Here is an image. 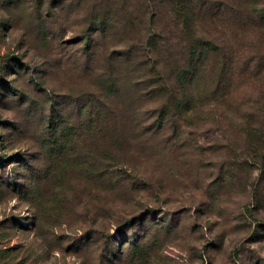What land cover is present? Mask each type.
Returning <instances> with one entry per match:
<instances>
[{
  "label": "rangeland",
  "instance_id": "374dc122",
  "mask_svg": "<svg viewBox=\"0 0 264 264\" xmlns=\"http://www.w3.org/2000/svg\"><path fill=\"white\" fill-rule=\"evenodd\" d=\"M6 7L0 56L20 61L0 83V264H264V143L249 145L230 121L250 111L264 127L261 74L257 80L249 69L248 79L243 71L233 87H221L227 91L206 76L192 109L162 127L164 92L152 99L148 69L124 64L120 91L109 90L111 126L94 125L85 139L89 97L105 100L98 77L106 59L138 46L142 56L133 62L149 64L150 31L166 77L188 59L170 7L145 16L137 36L132 8L150 11L147 0H11ZM104 17L110 27L96 31ZM239 44L246 67L264 66V36ZM217 90L221 101L211 96ZM51 113L59 121L52 129Z\"/></svg>",
  "mask_w": 264,
  "mask_h": 264
},
{
  "label": "trees",
  "instance_id": "16d2710c",
  "mask_svg": "<svg viewBox=\"0 0 264 264\" xmlns=\"http://www.w3.org/2000/svg\"><path fill=\"white\" fill-rule=\"evenodd\" d=\"M129 1L131 2L132 0ZM6 3H11V0H0V7L3 5L6 7ZM133 5L135 6V4ZM165 6L170 7V12L176 19V28L183 32V35L188 39V59L183 63H176L173 69L170 68V75L166 77V66L162 63L163 58H160L158 55V50H161V46L157 40L155 31H152L153 34L150 31L147 36L149 46L155 49V53L152 54L149 64L143 62L142 59L133 62L135 54H137L136 57L138 58L142 56L140 53L141 48H138V46H130L123 52L118 53L117 57L114 58V62L111 57L106 59L107 66H104L105 73L98 77L99 80L100 78H104V80L100 81L98 89L100 97L105 98V102L103 101L99 104L96 101L98 97H89L87 102V105H89L87 109L88 115L86 121L81 125L85 128L83 130L85 133H80L87 134L85 139L93 137L92 130L94 125L100 127V124H103L104 130L111 126L112 110L108 99L109 94H111L109 90L115 89V91H120L118 83L120 84V80L122 79L121 66L124 64L131 63L136 67L135 69L140 71H147L148 69L149 78L152 79L150 83L154 86L153 90L148 92L149 96H152V99L157 96L158 92H164L165 104L163 109H161V121L159 123L162 127H164V123L169 116L177 114L185 115L188 110L192 109L191 105L197 102L198 95L203 91H201L199 83L206 76L212 77L214 85L220 91H227L228 88L233 87V78L238 76V78L240 77L239 79H242L241 73L250 72L247 77L250 79L252 74L251 69L255 70L257 77H259L257 80L260 79L259 74H261V78L264 77V66L246 67L248 62L243 64L244 58L240 59L239 57V52L242 51L239 41L242 38L250 34H261V36H264V0H147V7L150 11L146 10L144 12L140 9L138 11L136 8H132L134 16L130 21V25L133 35L137 36L143 32L144 28H142V25L145 16L151 15V19H154L160 14L159 8L162 9ZM6 10L8 11V7H6ZM0 13H2L1 8ZM98 19L95 20V25L98 27L96 31H100V29L101 31H106L110 27L108 17H104L102 20ZM3 20L0 21V39L7 38L5 36L7 26L3 24ZM229 32L235 38H233V43L225 39V36H229L227 35ZM218 34H222L225 40L222 38L220 41L221 37L218 38ZM240 36L242 38L239 39ZM90 41H88L90 47L87 48L86 56L89 60H92L94 53L91 46L92 40ZM10 50L11 48H8L7 52ZM169 50H172V48H169ZM19 61L20 59L13 56L10 58L8 56H0V83H2V74L5 70L11 69L10 65L13 62L18 64ZM252 61H255V59H252ZM118 62L119 64H117ZM239 63L245 66L242 72L241 70L240 72L237 71L239 70ZM116 64L118 65L117 67L115 66ZM132 84L133 87L139 90L138 92L141 91V85L138 81ZM223 85L227 86V89L221 90ZM220 91L217 90L211 93L215 101L223 99V97H219ZM261 108H264V103ZM55 116L54 113L49 115L47 121L48 128L52 129L58 124L57 122L59 121H56ZM251 116L252 113L250 111H245L243 117H234L230 121L238 128H241L249 145L259 146L264 143V140L261 139L264 127L260 124H254ZM73 128L77 131L74 133L75 136L78 134V128L74 126ZM107 136L102 133L101 138L105 140L108 139ZM262 159L264 162V157Z\"/></svg>",
  "mask_w": 264,
  "mask_h": 264
}]
</instances>
